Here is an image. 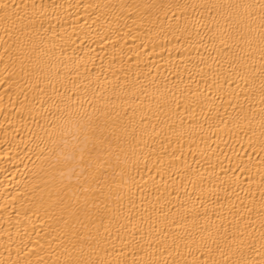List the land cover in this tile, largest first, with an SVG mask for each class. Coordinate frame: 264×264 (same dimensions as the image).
Instances as JSON below:
<instances>
[{
	"label": "bare ground",
	"instance_id": "1",
	"mask_svg": "<svg viewBox=\"0 0 264 264\" xmlns=\"http://www.w3.org/2000/svg\"><path fill=\"white\" fill-rule=\"evenodd\" d=\"M0 264H264V0H0Z\"/></svg>",
	"mask_w": 264,
	"mask_h": 264
}]
</instances>
